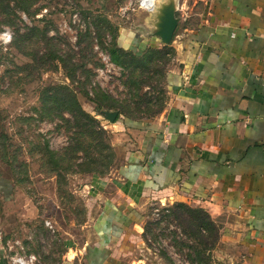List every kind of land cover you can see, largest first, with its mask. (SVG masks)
<instances>
[{"label":"rangeland","instance_id":"374dc122","mask_svg":"<svg viewBox=\"0 0 264 264\" xmlns=\"http://www.w3.org/2000/svg\"><path fill=\"white\" fill-rule=\"evenodd\" d=\"M35 3L13 26L0 18V178L11 189L0 199V251L7 264H63L69 247L84 244L97 213L91 218L92 194L117 176L131 142L117 124L159 117L169 102L168 74L178 64L173 41L180 28L164 45L154 37L155 12L140 9L139 0ZM57 57L76 68L75 82ZM62 87L101 123L110 151L98 155L88 136L62 120L70 119ZM104 112H117V121ZM78 141L83 146L75 152ZM178 204H147L138 247L123 264H228L217 258L219 242L203 251Z\"/></svg>","mask_w":264,"mask_h":264},{"label":"crops","instance_id":"0c3cea01","mask_svg":"<svg viewBox=\"0 0 264 264\" xmlns=\"http://www.w3.org/2000/svg\"><path fill=\"white\" fill-rule=\"evenodd\" d=\"M176 2L168 106L153 121L117 124L131 141L126 160L92 194L87 238L63 264H123L152 200L207 212L219 260L264 264V0Z\"/></svg>","mask_w":264,"mask_h":264},{"label":"trees","instance_id":"16d2710c","mask_svg":"<svg viewBox=\"0 0 264 264\" xmlns=\"http://www.w3.org/2000/svg\"><path fill=\"white\" fill-rule=\"evenodd\" d=\"M35 2L36 0H33V2L29 0H0V18L4 20V24L13 26L14 20L18 18V13H22L26 16L32 14L31 7L32 4H36ZM22 52L26 54L25 51ZM111 56L112 60L116 63L120 62L121 49L118 48L116 44L112 46ZM57 59L64 64V68L68 72V77L72 82H75L76 68L70 69L67 66V61L60 57H57ZM62 89L69 93L67 97L64 98L65 109L63 114L70 115L71 119L66 118L65 115H61L62 120L70 127L76 128L80 137L88 136V139L92 141L90 147L96 150L98 155H102L104 149L110 151V146L105 143L106 131L103 129L101 123L83 109L76 94L72 92V90L68 89V87H62ZM77 144L79 147L77 149L74 148L75 152L79 151L83 146V143L80 141H78ZM91 160L92 164L96 163L94 158H91ZM108 161L110 162V160ZM82 167L83 164H80L79 168L82 169ZM177 209L185 216L181 218L183 222L187 223L191 236L199 241L200 245L203 247V251L211 252L219 242L220 229L212 221L208 213L202 209L190 208L183 203L178 204Z\"/></svg>","mask_w":264,"mask_h":264},{"label":"water","instance_id":"95a60500","mask_svg":"<svg viewBox=\"0 0 264 264\" xmlns=\"http://www.w3.org/2000/svg\"><path fill=\"white\" fill-rule=\"evenodd\" d=\"M154 12L157 18L154 37L159 38L164 45H169L179 25L177 2L176 0L160 1ZM103 114L111 123H115L118 119L117 112H104Z\"/></svg>","mask_w":264,"mask_h":264},{"label":"built area","instance_id":"2783aa9c","mask_svg":"<svg viewBox=\"0 0 264 264\" xmlns=\"http://www.w3.org/2000/svg\"><path fill=\"white\" fill-rule=\"evenodd\" d=\"M157 2V0H139V8L146 12H154Z\"/></svg>","mask_w":264,"mask_h":264}]
</instances>
